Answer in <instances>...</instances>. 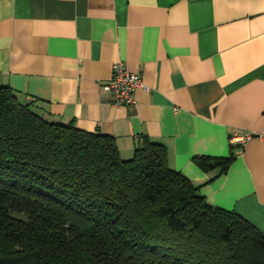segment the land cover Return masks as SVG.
I'll return each instance as SVG.
<instances>
[{
  "label": "crops",
  "instance_id": "obj_1",
  "mask_svg": "<svg viewBox=\"0 0 264 264\" xmlns=\"http://www.w3.org/2000/svg\"><path fill=\"white\" fill-rule=\"evenodd\" d=\"M122 62L147 89L115 107ZM0 85L53 122L114 138L129 159L144 137L206 201L264 235V0H0ZM224 173L193 158L227 157Z\"/></svg>",
  "mask_w": 264,
  "mask_h": 264
},
{
  "label": "trees",
  "instance_id": "obj_2",
  "mask_svg": "<svg viewBox=\"0 0 264 264\" xmlns=\"http://www.w3.org/2000/svg\"><path fill=\"white\" fill-rule=\"evenodd\" d=\"M0 85V264H264V235L142 139L49 121ZM231 139V138H230ZM194 157L224 173L235 158Z\"/></svg>",
  "mask_w": 264,
  "mask_h": 264
},
{
  "label": "built area",
  "instance_id": "obj_3",
  "mask_svg": "<svg viewBox=\"0 0 264 264\" xmlns=\"http://www.w3.org/2000/svg\"><path fill=\"white\" fill-rule=\"evenodd\" d=\"M137 89H147L142 83L140 75L127 71L122 62L113 63L111 78L106 83V90L110 93L112 105L128 109L134 108L137 104L134 95ZM251 136V134L234 135L231 137V141L242 144Z\"/></svg>",
  "mask_w": 264,
  "mask_h": 264
}]
</instances>
